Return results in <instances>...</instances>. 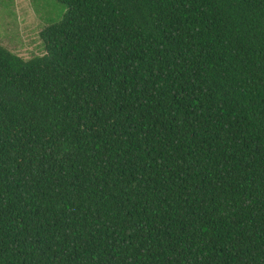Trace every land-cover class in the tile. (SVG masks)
Masks as SVG:
<instances>
[{
    "label": "trees",
    "instance_id": "1",
    "mask_svg": "<svg viewBox=\"0 0 264 264\" xmlns=\"http://www.w3.org/2000/svg\"><path fill=\"white\" fill-rule=\"evenodd\" d=\"M0 44V264H264V0H56Z\"/></svg>",
    "mask_w": 264,
    "mask_h": 264
},
{
    "label": "rangeland",
    "instance_id": "2",
    "mask_svg": "<svg viewBox=\"0 0 264 264\" xmlns=\"http://www.w3.org/2000/svg\"><path fill=\"white\" fill-rule=\"evenodd\" d=\"M56 0H0V44L24 59L46 53L40 32L49 23V14L60 19L64 10H55ZM49 15V16H48Z\"/></svg>",
    "mask_w": 264,
    "mask_h": 264
}]
</instances>
